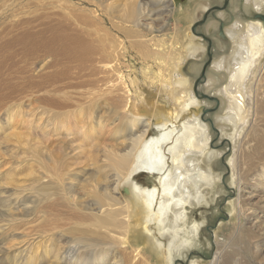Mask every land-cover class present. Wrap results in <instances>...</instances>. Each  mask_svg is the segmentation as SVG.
Instances as JSON below:
<instances>
[{
    "label": "rangeland",
    "instance_id": "374dc122",
    "mask_svg": "<svg viewBox=\"0 0 264 264\" xmlns=\"http://www.w3.org/2000/svg\"><path fill=\"white\" fill-rule=\"evenodd\" d=\"M91 1L0 0V39H3L0 40V46L22 32V28L24 29L25 26H28L27 23L31 24L29 27H37L39 29L41 26L48 24L47 22L51 24L56 22V15L58 16L59 14V20L62 17L61 21H66L65 24L72 25L75 23V25H78L79 22L76 21L78 14L80 17L82 10L93 9L97 10L103 19L101 21L103 22V25H101L103 27L99 24V26L96 25V27L98 26L97 28L93 26L96 29H86L83 25H78L76 30H86L85 38L89 41L90 38L96 39L94 45L101 50L111 38L109 33L113 29L112 22L116 21L117 23V18L124 15V6L130 0ZM225 1L224 4H221L219 0H212L210 8L223 7L225 6ZM170 2L171 13L168 15H163L165 14L163 13V17L160 18H164L162 22H153L155 24V32L150 35V39H152V44H158L160 40L164 41L166 44L163 49L170 54L172 53L173 56L150 58L151 60L145 58L146 61L144 58L142 59L143 56L141 57L138 49L135 50L131 47L128 43L129 39H125L128 49L122 58L119 71L113 74L114 76H110L105 71L98 69L93 71V73L91 71L88 72L89 67L92 65L90 62L84 65V71L81 72L82 67L80 65L82 63L79 64V62L67 64L66 60L62 58L55 59L51 56L46 57L43 52H35L24 56L19 46L4 52L0 48V94L4 95L5 99L4 102H0V264H53L55 251L57 252L59 249L68 250L77 245L79 237H89L90 235L86 232V234H82L81 231L84 228L77 224V217L73 216L75 211L73 205L75 202L68 200V194L74 192V194L78 195H75L76 199L80 197L78 202L83 201L87 202L89 206L91 205L92 208H89V212L99 207L101 200H105L98 195L101 192L96 190L97 181L106 179V183L107 180L110 182L116 173L109 167L110 152L118 148L121 150L122 148L119 145L121 146L123 142L124 147L130 146L131 139L134 138L133 135L139 130L133 131L130 127L129 121L133 118V113L137 110L143 117L148 118L154 109L160 110L161 106L158 104L172 108L161 86L165 82L170 83L171 80H174V76L178 78L180 72L177 70V64H181L183 74L193 79L196 77V73L194 74L189 69L193 65V58L187 59L188 47L186 44L191 24L200 19L197 17L198 14L201 15V11L198 9L199 5H197V0H171ZM75 5L78 6L75 7ZM159 7L156 8V11L161 10ZM209 17L208 21L216 19V13L212 12ZM204 26L199 27V34L203 32ZM126 27L129 26L127 25ZM88 32L90 33L88 34ZM119 37L122 36L120 35ZM101 41L102 43L98 44ZM176 50L179 51L175 52ZM97 55L93 56L92 59H97L96 61L99 62H107L105 58H102L99 54ZM204 61L205 66L208 60ZM75 63H77L78 67H76ZM263 65L264 58L257 73L249 77L250 80L246 88L248 91L245 92L243 90L245 106L247 105L246 110H249V112L246 111V120L243 122V124L248 126L245 125L244 127V125H241L242 130H238L240 134L236 133V128L231 126L233 122L232 120L229 121L230 117L224 116L229 109V105L225 104L224 101V107L220 108L218 106L219 98H217L216 102L214 99L210 100L211 103L208 102L212 112L208 113L207 110L204 116L207 123L209 124L213 121V123L218 122V124L225 126L224 140H219L217 135H215L217 133L216 129H220L217 124V127L212 126L214 130L211 134V145L215 147L216 151L222 152L218 162L217 160V163L214 162L216 165L215 172L222 176V189L221 193L218 190L217 192L215 191L216 193L211 190L210 194L207 195L206 202H203V204H194V207L189 206L191 210L188 211V214L190 218L192 217L189 223L197 221L202 224L201 237L199 236V242L190 251H185L184 256H177L172 264H192L198 261L200 264H214L212 262L215 258L221 256L219 264H224L225 261L227 264H236V261L239 264H264V235L259 237L260 234H264V185L260 184L262 182L260 177L264 176V170H262L264 169L262 168L264 167V70L263 72L261 71ZM75 70L78 74H76ZM129 76L130 78H127ZM198 79L201 80L200 83L203 82L201 74L195 80V83ZM223 81L221 89L226 87ZM84 82L87 84L85 85ZM102 90L104 93L100 92ZM120 90H123L125 97H122L124 94L122 93L121 95ZM105 93L106 97L101 95ZM88 94L91 95L89 96ZM110 94H112L111 97L109 96ZM92 96H97L95 98L98 101H95L96 99L92 101ZM100 96L102 100L99 99ZM248 106L251 108L249 109ZM252 108L257 112L254 113ZM80 113H82V116H79ZM222 114L223 116H219ZM88 117L92 118L95 124ZM98 121L104 123L106 128L104 130L98 129L97 134H93V137L81 140L85 136H81L80 131L77 132L80 129L79 126L85 124L86 127L89 125L88 127L94 128ZM246 121L247 123H245ZM80 122L81 124L79 125ZM246 127L248 128L246 129ZM153 134L154 132L151 130L147 137H151ZM248 137H250L249 140L247 139ZM238 139L239 141H237ZM196 157L195 155L192 156L193 159ZM248 170L251 171H249L251 176L249 172H245ZM231 172H234V179L231 176ZM246 173L247 176L245 175ZM138 176L140 175L138 174L135 178L142 181L140 184L152 186L157 182L156 177L144 176L140 178ZM239 177L244 178V180L241 178V183L238 182ZM255 179L260 180H257L260 185H257L258 183H256ZM101 183L103 184L104 181ZM238 183L243 185L244 189L243 193L239 191V197L236 194L238 191L235 190L239 185ZM121 194H126L124 188H121ZM240 196L246 199L249 204L246 205L247 207L245 206L243 213L240 212L238 205ZM80 199L82 200L80 201ZM234 208H237V210ZM244 210H250V212L254 210L258 219L254 217L247 220V216H244ZM140 234H138L139 241L133 242V245L143 246L146 244L145 238ZM261 238L263 240L261 253H263L260 255L261 258H255L253 244ZM162 242L165 243L166 238H163ZM147 252L152 253L153 258L151 261L154 264H167L165 255L161 254L158 256L155 254V250L149 247ZM142 264L147 263L142 262Z\"/></svg>",
    "mask_w": 264,
    "mask_h": 264
},
{
    "label": "bare ground",
    "instance_id": "6f19581e",
    "mask_svg": "<svg viewBox=\"0 0 264 264\" xmlns=\"http://www.w3.org/2000/svg\"><path fill=\"white\" fill-rule=\"evenodd\" d=\"M170 1L171 0H130L128 4L124 6V15L121 16V14V17L117 18L118 22L116 23V21H111L113 23V29H111L109 33V37L111 36V38L110 40H108L109 44L107 43L104 48L102 47V51L100 49H97L98 46L96 47V45H94V41L96 39L93 40L89 37V41L85 38V34L87 33L86 30H76L78 25H83L86 29H93V26L96 27V25L99 26V24L100 26L103 25V22H101L103 19L100 17L99 12L93 9H87V11L82 10L80 17L78 14V17H76V21L79 22L78 25H75L74 22V24L72 25L65 24L66 21H61L62 17L61 20H59V14L58 16L56 15V22H53V24L47 22L48 24L46 25H40L41 28L39 29L37 27H29V25L31 24L27 23L28 26H25L24 29L22 28L23 31L17 34V36L9 39L4 45L1 42L2 45L0 46V48L1 51L4 52L8 49L10 50L13 47L19 46L22 50L21 53L24 56L33 54L35 52H43L46 57L51 56L55 59L62 58L63 60L67 61V64H70L71 62H79V64L82 63V65H80L82 67L80 70L81 72L84 71V65L87 62H90L92 63V65L91 67H89L90 69L88 68V72L91 71L93 73V71H97L96 69H98L101 71H105L106 74H110L111 76L119 71L122 58L127 52L126 50L128 48L126 46L127 42L125 39H129L128 43L132 48H134L135 50L138 49L141 57L143 56L142 59H150L156 57L161 58V56H173L172 53L170 54L165 51V49H163L164 45L166 44L164 41L160 40L158 44H152V39H150V35L154 34L155 32V24L153 22H162L164 18H160H162L163 15H168L171 13V10L169 8L171 6ZM219 1V3L224 4L225 0ZM197 5H199L198 9L199 11H201V15L198 14L197 17L200 18L199 21H203L205 14L210 9H212L210 8L212 5V0H197ZM77 6L78 5H75V7ZM158 6H160L159 8H161V10L159 9L156 11V8H158ZM218 8L220 9H213L207 16L206 20H204L203 24L200 25H205L203 28L204 30L201 34H199L200 26L197 27L195 34L192 32L193 25L199 22L197 21L191 24V30L187 37V59L193 58V65L189 67V69L194 72V74L196 73L195 75L197 78L200 74H202L205 64L204 60H209V56L211 57V64L210 66H208L206 75L202 80L203 82L198 85V93L195 94L194 92V84L197 78L195 77L196 79H193L192 77L183 74L182 68L180 66L181 64H177V70L180 72V74H178V78H175L174 76V80H171L170 83L165 82L161 86L165 92L168 103L171 104L170 106H172V108H168L163 104H158L161 106L160 110L154 109L151 112V116L148 118L143 117L138 113L137 110L133 113L134 116L129 121L130 127L133 129V131L136 129L139 130L136 134L133 135L134 138L131 139V145H127L126 147H124V142L122 141L123 143H121V146L119 145V147L122 149H113L110 152V157L108 159L109 167L116 172L114 175L115 177H113V180L110 182L109 180H107L106 183L105 179L102 181H97L96 184L97 192H101L98 193V195L103 197L105 201H102L100 199L101 202L99 203V207L93 209L92 212H89V208H92L91 205L89 206L87 202L81 201L82 199H80L81 202H78L80 197L76 199L75 195L77 194H74V192L68 194V200L73 203L75 202V204L73 205V207H75L73 216L77 217V224L80 227L84 228V230L81 231L82 234L86 232L90 236L79 237L77 239V245L75 247H71L65 251L63 249H59V251L57 252L55 251V254L53 256V264H142V262H146L147 264H154L153 261H151V259L153 258L152 253L147 252L148 247L150 249L153 248L156 252L155 254L158 256H160L161 254L165 255L167 264H172L177 256H184L185 251H190L196 245V243L199 242V238L201 237L200 230L203 227H201L202 224H199V222L197 221L189 223V220L192 218H190L188 214V211L191 210V207L189 206L194 207V204L200 205L203 204V202H206L207 195L210 194L211 190L214 192H217L218 190L221 193L222 176L216 173L214 169L216 168L215 163H217L218 159L222 156V152L216 151L215 147L211 145V134L214 130L212 126H216L217 124L220 127V129H216L218 134L215 133L219 140H224L225 135V126L223 124H218V122L213 123V121L211 120V122L208 124L206 119L204 118V112L207 110H211L209 105V103H211L210 100L214 99L216 102L217 98H219L218 106H220V108L224 107V101L225 104L229 105V109L224 114V116L230 117L229 121L232 120L233 123L231 124V126L233 128H236L235 132L238 133L239 129L242 130V126L244 125L245 127L246 125L243 124L244 120H246V111L249 112V110H246L247 105L245 106V96H243V90L245 92L248 91L246 90V88L247 83L250 80L249 77L257 73L258 68H260L259 66L262 62V59L264 58V0H228L227 6H221ZM212 12L216 13V19L208 21V18H210L209 16L210 14H212ZM155 17L157 18L154 19ZM127 25L129 27H126ZM89 33L90 32H88V34ZM117 33L122 37L124 36V38L119 37L120 35H118ZM204 37L208 38L210 43L207 42ZM0 40L3 39L1 38ZM101 43L102 41L98 44ZM178 51L176 50L175 52ZM97 54L102 56V58H105L107 62H99L96 61L97 59L93 60V56L95 57V55ZM178 62L180 63L179 60ZM76 64L77 63H75V65ZM76 67L78 66L76 65ZM263 70L264 65L261 68L262 72ZM76 74L78 73L76 72ZM261 74L263 75V73ZM127 78H130V76ZM204 79L207 81L206 83ZM222 81L226 84V87H223V89H221ZM86 84L87 83H85V85ZM120 91L122 95L123 90ZM100 92L104 93L103 90ZM112 94H110L109 96L111 97ZM88 95L90 96L91 94ZM101 95H105L106 97V93ZM201 95H205L206 98H203ZM249 95L251 96V94ZM92 97V101H94V99L96 98L94 96ZM122 97H125V94ZM252 97L254 96L252 95ZM99 99H101V96ZM248 100L250 101V99ZM2 101H5L4 95L0 94V102ZM95 101L98 100L96 99ZM250 108L251 107H249V109ZM256 112L254 110V113ZM251 113L253 112L251 111ZM79 116H82V113H80ZM219 116H223V114ZM88 119H91V122H93L92 118L88 117ZM245 123H247V121ZM80 124L81 122L79 123V125ZM97 124L94 128L88 127L89 125H87L86 127L85 124L79 126L80 129L76 131H80L81 136H85V138H79H81V140H86L89 137H93V134H97L98 129L104 130L106 128L104 123H102L101 121H98ZM247 128L248 127H246V129ZM151 130L154 132L153 136L147 137V134ZM249 138L250 137H248L247 139L249 140ZM237 141H239V139ZM193 155L197 157L193 159ZM256 163L259 164L260 162ZM239 164L242 166L241 163ZM110 168L108 169L110 170ZM250 170L245 172H249ZM254 170L256 171V169ZM231 173V176L234 179V172ZM136 174H139L140 176L138 177L140 178L144 176H149L151 178L156 177L157 182H155L152 186L140 184L142 181L135 178V176H137ZM245 175L247 176V173ZM249 175L251 176V173ZM239 178L240 179L238 182L241 183V178L243 177ZM260 178V180H262L260 184L264 185V176ZM103 181L104 183L102 184L101 182ZM258 181L256 183H258ZM260 184L258 183L257 185ZM85 187L87 188V186ZM121 188H124L126 193L125 195L121 194ZM235 190L238 191H236V194L239 197V191L241 193L244 192L243 185L239 184ZM82 191L84 190L82 189ZM238 201L240 212L243 213V209L246 205L249 204L242 196H240ZM235 210H237V208ZM247 212L249 213L246 215ZM244 214V216H247V220L254 217L255 219H258V216L256 215V212L254 210H252L251 212L250 210H244ZM139 233H141L146 240V244H144L143 246L136 243V245H133V242L139 241ZM263 235L264 234H260L259 237H262ZM163 238H166L165 243L162 242ZM262 242L263 240L261 238L253 244L255 258H261L260 255L264 252L263 251L261 253ZM221 257L215 258L212 263L219 264ZM192 264L200 263L198 261L193 262ZM224 264H227L226 261L224 262ZM236 264L239 263L236 261Z\"/></svg>",
    "mask_w": 264,
    "mask_h": 264
},
{
    "label": "water",
    "instance_id": "95a60500",
    "mask_svg": "<svg viewBox=\"0 0 264 264\" xmlns=\"http://www.w3.org/2000/svg\"><path fill=\"white\" fill-rule=\"evenodd\" d=\"M227 5H228V0H226V3H225V6H227ZM214 9H215V10H218V9H220V8H214ZM212 10H213V9L209 10V11L205 14L203 21H199V22H197V23H195V24L193 25V27H192V32H193L194 34L196 33L197 27L203 24L204 20H206L207 16L209 15V13H210ZM204 39H205L207 42L210 43V41L208 40V38H205V37H204ZM210 63H211V57L209 56V60H208L207 64L204 66L203 71H202V74H201V78H202V79L205 77L206 72H207V69H208V66L210 65ZM200 82H201V80L198 79V80L196 81V83H195V86H194V92H195V94L198 93V85H199ZM201 96H202L203 98H206L205 95H201ZM208 112L211 113L212 111L210 110V111H208ZM206 113H207V111L204 112V116H205ZM208 121H209V120H208ZM216 132H217V131H216Z\"/></svg>",
    "mask_w": 264,
    "mask_h": 264
},
{
    "label": "flooded vegetation",
    "instance_id": "af4514ba",
    "mask_svg": "<svg viewBox=\"0 0 264 264\" xmlns=\"http://www.w3.org/2000/svg\"><path fill=\"white\" fill-rule=\"evenodd\" d=\"M214 8H218V7H214ZM214 8H212V9H214ZM211 10V9H210Z\"/></svg>",
    "mask_w": 264,
    "mask_h": 264
}]
</instances>
